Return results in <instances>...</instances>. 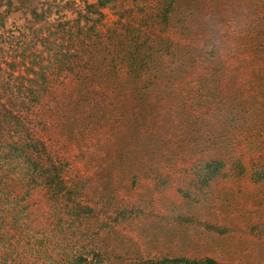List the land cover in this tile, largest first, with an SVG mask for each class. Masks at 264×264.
Segmentation results:
<instances>
[{
	"label": "trees",
	"instance_id": "obj_1",
	"mask_svg": "<svg viewBox=\"0 0 264 264\" xmlns=\"http://www.w3.org/2000/svg\"><path fill=\"white\" fill-rule=\"evenodd\" d=\"M56 1L47 0L41 9L33 6V24L40 26L27 32L6 28L0 13L1 58L6 47L15 46L23 57L38 42L49 52L63 44L59 33L70 35L73 53L65 50L61 61L55 52L53 58L63 65L74 59L84 64L61 67L62 79L48 83L42 69L27 66L17 78L33 73L29 81L13 80L17 59L0 62V264L109 260L100 247L81 242L86 216L95 211L78 199L88 177L67 176L70 164L55 155L52 140L41 135L43 128L79 138L81 159L92 157L82 150L86 145L96 155L107 150L114 163L123 155L116 143L129 141L144 125L142 114L154 109L169 113L166 124L173 125L203 107L208 115L197 114L192 121L202 122L209 136L232 135L233 126L246 122L241 114L264 110V0H138L117 12L104 30L98 22L113 0H84L74 19L59 15L48 23ZM40 72L44 81L33 80ZM65 126L68 132L62 131ZM231 142L225 137L224 150L200 162L203 183L227 176L223 168L229 156L242 164L243 150H231ZM254 175L258 179L260 171ZM217 263L211 256L165 254L124 264Z\"/></svg>",
	"mask_w": 264,
	"mask_h": 264
},
{
	"label": "rangeland",
	"instance_id": "obj_2",
	"mask_svg": "<svg viewBox=\"0 0 264 264\" xmlns=\"http://www.w3.org/2000/svg\"><path fill=\"white\" fill-rule=\"evenodd\" d=\"M8 1L0 0L6 28L19 33V30L27 32L32 25L40 26V22L33 24L31 9L34 5L45 7L47 0ZM58 1L47 16L48 23L59 15L74 19L77 10L85 5L84 0ZM135 3L138 0H113L103 8L104 16L98 27L104 30L117 18V12ZM43 31L45 37L47 31ZM57 35L63 44L53 45L49 52L41 42L30 45L23 57L15 46L2 49V65H6L4 58L17 59L13 62L17 69L11 79L29 81L33 73L30 78H17L24 73L20 69L27 66L42 69L46 82L56 83L64 75L61 67L84 65L75 59L63 65L53 58L55 52L60 60L65 50L73 53L70 35ZM41 73L33 80L42 81ZM260 102L263 106L264 97ZM202 113L208 115L202 107L200 112L187 116L183 124L177 121L173 125L166 124L170 115H163L160 108L152 114L143 113L145 121L139 131L135 130L129 141L116 143V147L121 145L123 155L114 163L107 157V150L96 155L86 145L82 150L92 157L81 159L79 138L55 132L53 127L41 130L47 141L52 140L55 155L69 162L67 176L78 172L88 177V188L78 199L94 206L95 211L86 216L83 225L87 233L81 242L100 247L104 256L109 257L104 259L105 264H124L165 254L211 256L217 264H264V110L257 107L247 115L241 114L246 122L238 128L233 126V136L230 132H214L210 141L202 122L192 121ZM154 123L155 128L151 126ZM69 128L65 126L62 131L68 132ZM218 134L219 139L215 138ZM229 136L233 140L230 149L240 146L238 149L243 150L242 164L226 156L228 163L223 171L227 176L217 175L208 184L203 183L200 162L222 152L223 140ZM111 150L117 154L115 148ZM255 171H260L258 179Z\"/></svg>",
	"mask_w": 264,
	"mask_h": 264
}]
</instances>
